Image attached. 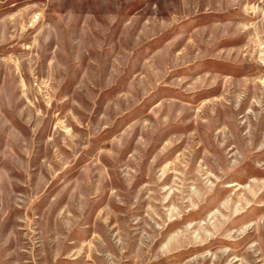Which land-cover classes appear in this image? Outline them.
<instances>
[{
	"label": "rangeland",
	"instance_id": "obj_1",
	"mask_svg": "<svg viewBox=\"0 0 264 264\" xmlns=\"http://www.w3.org/2000/svg\"><path fill=\"white\" fill-rule=\"evenodd\" d=\"M0 264H264V0H0Z\"/></svg>",
	"mask_w": 264,
	"mask_h": 264
}]
</instances>
